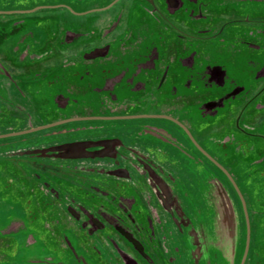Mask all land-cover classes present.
<instances>
[{"label": "flooded vegetation", "instance_id": "af4514ba", "mask_svg": "<svg viewBox=\"0 0 264 264\" xmlns=\"http://www.w3.org/2000/svg\"><path fill=\"white\" fill-rule=\"evenodd\" d=\"M0 264H264V0H0Z\"/></svg>", "mask_w": 264, "mask_h": 264}]
</instances>
